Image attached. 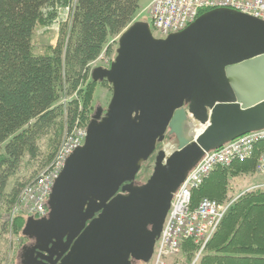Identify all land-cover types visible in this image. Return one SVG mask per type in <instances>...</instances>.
Segmentation results:
<instances>
[{
    "label": "water",
    "instance_id": "95a60500",
    "mask_svg": "<svg viewBox=\"0 0 264 264\" xmlns=\"http://www.w3.org/2000/svg\"><path fill=\"white\" fill-rule=\"evenodd\" d=\"M117 42L111 64L90 72L111 85L106 110L95 108L54 178L47 215L23 224L35 240L23 264L31 250L51 264H146L173 193L204 152L264 128L263 20L217 7L160 38L136 20ZM166 133L175 148L156 150L136 184Z\"/></svg>",
    "mask_w": 264,
    "mask_h": 264
},
{
    "label": "trees",
    "instance_id": "16d2710c",
    "mask_svg": "<svg viewBox=\"0 0 264 264\" xmlns=\"http://www.w3.org/2000/svg\"><path fill=\"white\" fill-rule=\"evenodd\" d=\"M139 1L0 0V222L4 215L11 219L1 230L24 238L26 217L13 212L15 202L54 161L75 121L87 124L96 83L89 78V64L110 38L136 20ZM57 7L69 9L55 45L34 52V28L53 21ZM43 137L48 140L41 150ZM255 164L254 156L213 169L192 190V205L202 197L226 203L229 179L256 174ZM246 189L230 203L194 264H264V190ZM191 241L181 242L185 261L196 251Z\"/></svg>",
    "mask_w": 264,
    "mask_h": 264
},
{
    "label": "built area",
    "instance_id": "2783aa9c",
    "mask_svg": "<svg viewBox=\"0 0 264 264\" xmlns=\"http://www.w3.org/2000/svg\"><path fill=\"white\" fill-rule=\"evenodd\" d=\"M217 7L230 8L264 21V0H151L148 13L153 28L166 37L171 32L183 30L201 12ZM68 9H66L67 13ZM85 135V127L75 133L71 132L69 140L60 145L55 155L58 162H52L50 164L52 167L45 168L34 180L33 186L22 190L16 201L15 211L26 217L29 215L42 217L48 212L46 203L53 180L60 173L61 164L67 156L82 146ZM254 156L255 172L262 178L250 188L264 190V128L247 132L223 143L218 148L204 152L171 197L160 236L154 244L151 256L153 264H165L167 257L178 252L181 242L187 239L200 242L197 255L203 250L231 202L221 203L215 199L202 197L193 206L192 190L200 187L213 169L224 168L235 160L245 161Z\"/></svg>",
    "mask_w": 264,
    "mask_h": 264
},
{
    "label": "rangeland",
    "instance_id": "374dc122",
    "mask_svg": "<svg viewBox=\"0 0 264 264\" xmlns=\"http://www.w3.org/2000/svg\"><path fill=\"white\" fill-rule=\"evenodd\" d=\"M151 0H140V8L137 12L136 20H141L146 22L148 25H150L151 31L153 33V36L155 37H163V35L158 33L153 26L151 25V20L148 13V6L150 4ZM67 18V10L65 8H58L57 7V15L56 18H54L53 21H51L48 24L38 25L34 28V34L32 36L31 42L33 43V51L34 52H42L44 50V47L47 45L54 46L56 43V39L59 34V27L62 23L66 22ZM134 20V21H136ZM133 21V22H134ZM118 35L113 36V38H110L106 45L103 47L102 52L93 60H91L89 64V78H91V69L94 67H108L112 60L114 59V56L116 55V47H117V41H118ZM96 82V81H95ZM111 85H109L105 80L103 82H96L95 88L93 90L92 96H91V102L89 105V118L86 120V122H89V119L93 115L95 108L98 107L102 109V113L105 112V108L107 103L110 100L111 96ZM76 127L82 128L86 125L82 124L84 123V120L78 121L76 120ZM166 134L163 142L158 146L160 148H166L167 150L175 148L176 141L173 136ZM48 140V137H43L39 141V145L41 146V150L45 147L46 141ZM147 161V162H146ZM145 163L147 167L145 168L144 162L142 163V167L140 171L138 172V175L136 176L135 182L138 184H142L143 181L146 180L147 176L150 174L153 168V162H154V155H151L148 160H146ZM52 163V162H51ZM50 163V164H51ZM49 164V167H52V165ZM36 166V165H35ZM48 167V168H49ZM35 167L31 168L30 171L32 172ZM39 170V169H38ZM23 172H26V170H22ZM41 171V169H40ZM39 171V172H40ZM261 176L252 173V174H240L236 175L234 177H231L229 179L228 185L230 190V196L231 198L226 200L227 202H233L234 199H236V195L246 188H250L251 186L255 185L256 183L260 182ZM247 190V189H246ZM14 209V208H13ZM14 212V211H13ZM0 222V264H17L18 263V256L20 253V249L22 246L29 243L30 240H27L25 237L20 238L19 236H16L12 230H1L2 224L4 223L5 219H8V222L11 223V219L7 215L5 218V215L1 217ZM21 235V234H20ZM193 245L196 246V251L193 255V258L191 261L187 260L185 261L183 257V253L180 250L176 252L173 255H170L165 260V264H194L198 260V250L200 248V242H195L192 240ZM204 250V248H203ZM138 264H145V263H138ZM146 264H153L152 259L147 262Z\"/></svg>",
    "mask_w": 264,
    "mask_h": 264
},
{
    "label": "flooded vegetation",
    "instance_id": "af4514ba",
    "mask_svg": "<svg viewBox=\"0 0 264 264\" xmlns=\"http://www.w3.org/2000/svg\"><path fill=\"white\" fill-rule=\"evenodd\" d=\"M167 134V133H166ZM166 134H165V136H166ZM171 136H173V135H171ZM174 137V136H173ZM157 147V146H156ZM158 149L160 148V147H157ZM156 148V149H157ZM155 149V150H156ZM157 149V150H158ZM155 150H154V152H153V155H155L156 153H155ZM136 184H138L137 182H136ZM28 240V239H27ZM30 241H29V243H27L26 245H24V248H23V246H22V248L20 249V253H19V256H18V263L17 264H23L22 263V260H23V257H24V254L30 249V248H32L34 245H35V240H33V239H29ZM37 250H31V255H29V257L27 258V262H28V264H51L49 261H47V260H45L44 258H43V255H41L40 257L37 255V253L38 252H36ZM44 255H47V253L45 252V251H43L42 252ZM55 257V256H54ZM54 257H53V259H54ZM52 259V260H53ZM56 263H58V261L56 262Z\"/></svg>",
    "mask_w": 264,
    "mask_h": 264
},
{
    "label": "bare ground",
    "instance_id": "6f19581e",
    "mask_svg": "<svg viewBox=\"0 0 264 264\" xmlns=\"http://www.w3.org/2000/svg\"><path fill=\"white\" fill-rule=\"evenodd\" d=\"M207 10H210V9H207ZM205 12H206V11L201 12L200 14H198V16L201 15L202 13H205ZM152 26H153V25H152ZM152 34H153V33H152ZM195 128H196V130H195L196 132H199L200 130L203 129L200 125H198V126L195 127ZM78 129H80V128H77V127L75 126L71 132H74V133H75L76 131H78ZM70 134H71V133H69L68 135H66V136L64 137V139L62 140V143H61L60 145L66 143V142L69 140ZM159 144H161V143H159ZM156 148H157V147H156ZM157 149H158V148H157ZM157 149H156V150H157ZM156 150H155V151H156ZM148 159H149V158H148ZM52 162H58V161H57V159H54V161H52ZM63 164H64V163L61 164V167L63 166ZM37 178H38V177H37ZM37 178H36V179H37ZM36 179H35V180H36ZM34 184H35V182L33 181L32 183L26 185V187L33 186ZM26 187H24L23 189H25ZM51 187H52V186H51ZM23 189H22V190H23ZM50 191H51V188H50ZM21 192H22V191H21ZM21 192H20V193H21ZM175 192H176V191H175ZM175 192H174V193H175ZM49 193H50V192H49ZM174 193H173V194H174ZM49 195H50V194H49ZM47 199H48V198H47ZM15 205H16V202H15ZM15 205H14V209H13L14 213H16V212H17V213H20V212H18V211H15V207H16ZM46 205H47V208H48V204H47V203H46ZM47 213H48V212H47ZM47 213H46L44 216H46ZM29 216H30V217H34L35 219H39V217H37V216H33V215H29ZM29 216H28V217H29ZM24 217H26V216H24ZM28 217H26V220L28 219ZM42 217H43V216H42ZM157 239H158V238H157ZM155 243H156V242H155Z\"/></svg>",
    "mask_w": 264,
    "mask_h": 264
}]
</instances>
